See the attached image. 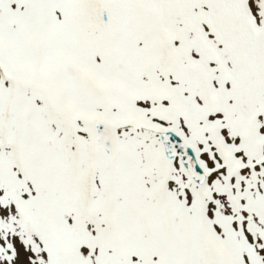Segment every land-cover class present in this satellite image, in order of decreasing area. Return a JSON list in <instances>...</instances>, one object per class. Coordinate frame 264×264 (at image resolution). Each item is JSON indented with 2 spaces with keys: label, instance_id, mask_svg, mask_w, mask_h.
Returning <instances> with one entry per match:
<instances>
[{
  "label": "snow or ice",
  "instance_id": "snow-or-ice-1",
  "mask_svg": "<svg viewBox=\"0 0 264 264\" xmlns=\"http://www.w3.org/2000/svg\"><path fill=\"white\" fill-rule=\"evenodd\" d=\"M0 264H264V0H0Z\"/></svg>",
  "mask_w": 264,
  "mask_h": 264
}]
</instances>
